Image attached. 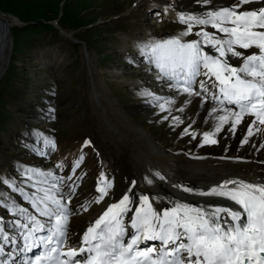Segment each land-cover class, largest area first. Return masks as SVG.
Segmentation results:
<instances>
[{
  "label": "rangeland",
  "instance_id": "rangeland-1",
  "mask_svg": "<svg viewBox=\"0 0 264 264\" xmlns=\"http://www.w3.org/2000/svg\"><path fill=\"white\" fill-rule=\"evenodd\" d=\"M197 1L0 0V12L22 24L9 28L10 60L0 77V213L3 217L7 216L5 206L14 204L16 199L23 203V195L40 196L43 192L37 193L36 187L55 184L57 189L63 186L68 190L71 185L74 193L66 199L72 209L68 231L73 234V227L78 225L76 220L94 204L87 199H93L101 174H120L116 164L121 161L114 143L122 145L120 139L124 135L117 137L111 132L106 116L109 109L119 119L118 125L126 121L147 143L162 146V151L170 148L172 155L183 160L209 158L264 166V151L261 152L264 141L250 137L247 144H242L247 134L228 137L230 128L226 131L223 128L215 136L216 144H204L203 134L214 132L217 114L205 124L198 117H185L183 107L174 108L182 93L172 87L173 82L157 85L149 73L139 70L141 64L137 65L136 57L143 45L156 39L179 37L188 30L187 24L180 22V14L203 16L224 8ZM153 16L158 19H151ZM55 21L58 26L52 25ZM209 28L193 25L183 42L199 40L195 35L198 31L209 30L214 35ZM253 51L258 50H247ZM230 62L234 66L242 63L240 59L236 64ZM201 80L207 82L208 78L197 77L198 83ZM94 89L98 96L103 93L112 106L99 101V97L95 99ZM204 95L194 97L217 106ZM164 100L174 101L166 105L170 111L159 108L158 104ZM228 108L234 111L233 106ZM175 117L182 123L177 125ZM111 121L115 123L114 119ZM186 128L189 133H195V139L184 134ZM46 141H54L55 147ZM250 144L253 147L248 152L246 148ZM134 150L141 151L140 147ZM58 164L62 167L58 168ZM37 172H51L52 176ZM224 201L213 204L221 206ZM153 206L163 211L157 204Z\"/></svg>",
  "mask_w": 264,
  "mask_h": 264
},
{
  "label": "snow or ice",
  "instance_id": "snow-or-ice-1",
  "mask_svg": "<svg viewBox=\"0 0 264 264\" xmlns=\"http://www.w3.org/2000/svg\"><path fill=\"white\" fill-rule=\"evenodd\" d=\"M209 2L203 0L205 5ZM244 5L256 6L240 10ZM178 18L182 24H187L186 32L179 37L150 41L142 50L158 69L159 78L173 82L172 87L178 92L188 96L208 94L216 103L209 115L222 114L215 116L214 132L203 134V143L216 144L215 136L225 125H230L235 133L242 122L247 127L242 144H247L258 132L264 134V0H236L233 6L208 11L203 16L182 13ZM193 25L210 26L222 35L198 31L195 35L199 40L182 42ZM205 47L209 50L205 51ZM249 49L258 51L248 53ZM234 58L242 61L240 66L230 62ZM201 75L208 78L207 82H197ZM197 83L199 90H196ZM209 88L218 89V95ZM143 94L152 95L151 92ZM172 103L174 101L164 100L158 106L161 111H170L166 105ZM225 105H235L238 111ZM246 117L254 119L246 121ZM174 120L177 125L182 123L179 117ZM184 134L196 138L187 128ZM46 143L55 147L54 141ZM75 166L79 167V161ZM37 175L52 176V173L37 172ZM112 188L113 184L102 173L96 189L100 195L94 202L103 200ZM58 191L55 184L50 188L36 187V192H43V196L29 198L35 213L48 218L47 228L25 208L7 209L13 216L19 215L27 221L16 222L17 228L25 230L24 251L40 245L45 248V253L37 257L34 264H79L75 258L85 253L83 264H264V182L230 179L208 191L193 193L231 202L210 210L176 202L172 208L161 212L146 195L137 198L135 193L123 194L88 227L83 235L86 247H68L67 250L64 246L70 212L57 198ZM183 191L192 193L188 187ZM125 217L134 230L127 243ZM45 230L47 235H38ZM0 239L10 240L3 229H0ZM147 241H159L161 247L141 250L140 244ZM3 255L4 249L0 247V256Z\"/></svg>",
  "mask_w": 264,
  "mask_h": 264
},
{
  "label": "bare ground",
  "instance_id": "bare-ground-1",
  "mask_svg": "<svg viewBox=\"0 0 264 264\" xmlns=\"http://www.w3.org/2000/svg\"><path fill=\"white\" fill-rule=\"evenodd\" d=\"M197 3L201 5L204 4L203 0H198ZM210 3L217 4V6L230 7L236 3V0H210ZM255 6L256 5H244L240 10L250 9ZM153 18L158 19L155 16H153L151 19ZM20 24L21 23L18 19L10 17L6 14H2L0 12V77L4 74L10 60L7 54L9 53L8 51L10 49L11 42L9 36V28L13 26H20ZM56 25L58 26V21H56ZM209 29L212 31V33H214V35L219 36V33L215 29H212L211 27ZM60 32L64 33L61 30ZM73 36L74 34L71 35V37ZM138 53V57H136L137 55L134 56V58L136 57V62H138L137 65L144 64V66H142L139 70H141L142 72H156L159 74V71L156 69L154 63L150 62L149 56L145 51L142 50V48L138 50ZM232 62L236 64L237 59H232ZM114 75L116 76L118 74ZM149 77H151L152 80L154 78L150 74ZM154 81H156L157 85H161L162 83L169 84L171 82L165 79H160L159 75L158 80ZM94 88L96 87L94 86ZM209 91L215 94L218 93V89L209 88ZM97 93L98 92L94 89L95 99H98L99 97V101L105 102L109 107L112 106L110 100L106 98L103 93H100L99 96L97 95ZM180 95L181 98L174 106V108L179 109V107H183L186 114L185 117L190 119L198 117L197 120H200V122L204 124L206 122H211L212 119L214 120L213 115H209V113L211 112V109L216 106H213L212 104L207 103V101H203L200 98L188 96L186 93H182ZM204 96L207 100H212L210 95L205 94ZM226 106L229 105H225V107ZM112 113L113 112L110 109L108 110V113H106L109 124L111 125V132L117 137H119V134L124 135V137L120 139L122 140V142H120V144L122 145L118 146L117 142L114 143L115 151L119 154L121 161V163L117 162L116 164V166L120 168V174H112L111 176V174L106 173L104 175L113 184V188L109 191V195L106 196L103 200H101L99 203L94 202L100 195L96 190L97 187L95 188L96 194L94 193V195L92 196L93 199H87V201L90 199V203L93 202L94 204H92L88 209L86 208L87 211L82 214L83 216L81 215L80 218H78L79 220H76V223H78L79 226L76 225L75 227H73V234H69L68 231L70 244L69 247H79L84 245L83 235L87 231L88 227L93 226L95 224V221L99 219L100 216H102L104 211H106L107 207L111 203L118 202L119 199L122 198L123 194L132 196V194L135 193L137 198L139 197V195H146L149 197L150 202H152L153 204H157L162 210L172 208L174 206V203L176 202L188 203L193 207H206L210 210L211 207L219 206L213 204V201L221 203L222 200L225 199L220 197L198 196L193 193L197 191H208L212 187H217L225 180L230 179L244 180L253 183L264 182V166H254L244 163L232 164L212 160L209 158H201L202 160L196 161H187L186 159L183 160L179 156L172 155L170 148H167L168 150L162 151V146L160 147L158 144L150 145V141L149 143H147L145 141V137L142 136L139 131L131 128L128 125L129 123H125L126 121H122L121 125H118L116 123L117 116ZM219 114L222 113H217V115ZM112 119L115 120V123L111 121ZM251 119L254 118H245L246 121H250ZM117 121L119 122V119ZM215 123H217V120L215 121ZM224 128L226 131L230 128V125H225ZM246 134V123L242 122L239 125L238 131L236 130L235 133H233L230 130L227 135L228 137H236V135L243 136ZM252 137L255 140L260 139L261 141H264V134L262 133L258 132ZM129 140L132 141V143ZM254 143L255 142H253L252 144ZM248 146L249 148L246 149L248 152H250L251 147L253 146H251V144ZM134 147H140V153L136 152L134 150ZM263 151L264 150H261V152ZM259 156L261 155L259 154ZM250 157L254 158V155ZM161 176L163 177V179H160ZM148 181H151V183H149ZM43 187L46 188L45 186ZM50 187L51 186L49 185V187L47 188ZM184 187L191 188L192 193L183 191ZM72 189L73 186L71 187V185H69L68 190L61 186L59 191L56 192V196L58 199L66 201V203H62H64L68 207L70 212L68 222L72 220V209L68 204L69 199H66V196L73 192ZM39 195L43 196V193H40ZM21 198L23 200V203H20L19 199H16L15 202H13L14 204L8 202L10 205L8 204L9 206H6L7 208L5 207V212L7 213L6 217H3V215H1L0 213V229H3L4 234L10 237V240L8 242L0 239V244L4 249V255L0 256V264H20V262L18 261L20 259L19 256L24 252L25 242L23 240V235L25 234V230L17 228L16 222L19 221L20 223H27V221H25L19 215L13 216L12 213L7 210L8 208H25L29 213H33V215H36L37 219L41 220V222L46 225V228L47 226H49L48 218L40 217L31 208V204L28 200L30 196L27 194L23 195ZM230 203L231 202L225 200L223 204H221V206H228ZM135 206L136 205H133V207ZM132 214L133 213H130L129 215ZM82 217L85 218L84 221H82ZM125 227L126 235L124 238L127 239L134 231L131 229V223L128 217H125ZM44 232H46V230ZM152 242L154 241H147L145 243L151 244ZM155 242L158 243V247L161 245L159 241Z\"/></svg>",
  "mask_w": 264,
  "mask_h": 264
}]
</instances>
